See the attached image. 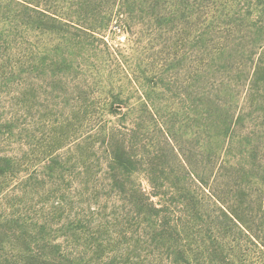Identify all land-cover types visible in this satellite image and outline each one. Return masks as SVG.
<instances>
[{
	"label": "rangeland",
	"instance_id": "rangeland-1",
	"mask_svg": "<svg viewBox=\"0 0 264 264\" xmlns=\"http://www.w3.org/2000/svg\"><path fill=\"white\" fill-rule=\"evenodd\" d=\"M0 264H264V0H0Z\"/></svg>",
	"mask_w": 264,
	"mask_h": 264
},
{
	"label": "trees",
	"instance_id": "trees-1",
	"mask_svg": "<svg viewBox=\"0 0 264 264\" xmlns=\"http://www.w3.org/2000/svg\"><path fill=\"white\" fill-rule=\"evenodd\" d=\"M229 209H231V211H233L234 209H236V206L235 207H229Z\"/></svg>",
	"mask_w": 264,
	"mask_h": 264
}]
</instances>
